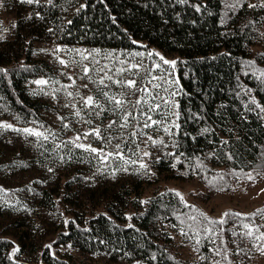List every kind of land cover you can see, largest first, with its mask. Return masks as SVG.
<instances>
[{
    "label": "trees",
    "instance_id": "1",
    "mask_svg": "<svg viewBox=\"0 0 264 264\" xmlns=\"http://www.w3.org/2000/svg\"><path fill=\"white\" fill-rule=\"evenodd\" d=\"M233 2L53 0L51 5L47 1L20 5L18 33L28 29L30 33L22 39L18 53L5 56L0 50V124L13 126L0 128V139L5 141L1 145H15L13 135L25 141L10 156L0 145V189L4 190L0 191V264H71L46 247L53 235V243L107 255L113 261L253 264V256L261 253L253 245H264V241L242 239L247 231L243 224L264 226V202L250 211L228 208L216 215L180 194L181 200L176 195L180 192L166 183L148 187L158 183L161 175L196 179L204 186L196 197L205 202L228 190L234 180L264 171V111L252 103L255 100L264 106L260 79L264 71V7L261 0H241V6L228 11L227 5ZM249 3L257 7H248ZM38 27L52 43L97 48L102 58L113 51L120 58L138 61L133 55L141 53L144 60L139 63L144 67L133 76L139 86L146 85L148 68L153 69L151 75L173 81L168 84L162 79L176 93L171 102L150 113L166 123L142 128L139 109L144 110L143 105H131L129 112L136 119L130 118L124 128L119 125L126 113L107 128L111 113L105 114V110L97 116L80 107L76 108L79 116L77 111L60 108L61 112L56 110L59 120L51 121L48 115L55 109L35 93L47 91L55 96L62 83L46 60L31 55L32 30ZM151 48L175 53V68L164 65L155 53L149 56ZM154 58L161 69L152 66ZM39 78L48 84L34 85ZM138 95L143 94L133 95V102ZM64 103H73L72 97H65ZM173 113H179V118ZM79 118L85 127L77 125ZM172 121L180 125L171 128L174 135L163 130ZM23 128L41 131L49 139L14 130ZM93 128L113 139L110 143L95 136L84 139L83 134ZM144 134L163 141L159 157L143 155L152 142ZM73 135H81V143L106 152L115 151L114 145L121 143L126 158L137 163L112 158L102 163L96 154L66 143ZM141 158L147 165L151 162L152 168L141 169ZM27 163L35 169L34 180L19 174ZM3 212L17 215L24 229L15 231V220L2 218ZM224 213L233 215L225 217ZM193 216L195 221L190 219ZM221 219L225 221L222 225L209 224ZM16 248L19 251L13 254ZM238 248L248 254H237ZM216 249L226 250L227 258L225 251L217 255Z\"/></svg>",
    "mask_w": 264,
    "mask_h": 264
},
{
    "label": "rangeland",
    "instance_id": "2",
    "mask_svg": "<svg viewBox=\"0 0 264 264\" xmlns=\"http://www.w3.org/2000/svg\"><path fill=\"white\" fill-rule=\"evenodd\" d=\"M47 1V0H41V2ZM26 2H21V0H0V50L4 53L5 56H9L10 53H18L20 51L21 45H22V39L27 36L30 33V29L26 31H22L18 33L17 27H16V21H17V15H18V9L20 5L24 4ZM15 25V26H13ZM31 28H34V26H31ZM7 31H4V30ZM32 56L37 58H42L46 60L56 71L57 73V81L59 83H62V87H58L56 91V95H51L50 92H36L35 95L39 97L42 101H46L47 103L52 104V108L55 109L54 111H51V113L48 115L49 119L51 121H58V111L61 112V109H66L67 112H76V108H85L91 113L100 112L99 108H89L86 107L83 103L82 97H86L88 95H92L99 103L107 110L106 113H111L113 116L110 117L107 120V124H109L112 121L121 119H117L120 114L129 112L131 108V103L125 104L123 110L116 109V106L114 104L108 103L107 99L102 95V92L106 91L109 93V95L117 94V98L119 97V93L124 92L125 93V99H130L132 101L133 95H128L129 90L128 89H122L118 85L113 84L111 81H106L107 84H109L108 88H104L103 86L98 84V80L104 73L102 72H90L88 77H84V73L82 71L83 65H89L91 68H99L103 65H107L109 69H112V71H109L107 74L113 76V79H124V78H133V75L129 72H125L122 75H114V72L116 69H119L120 67H127L130 64L139 63V60H144V56L141 55H133V58H136L138 61H132V60H126L124 57L120 58L117 54H114L113 51H109L110 56L106 58H102L100 56V52H96L95 50H98L97 48H86L81 47L77 48L74 46L71 47H63L59 46L55 43H52L48 40H46V36L44 33V29L41 27H38L34 30H32ZM57 48L60 49V51H57ZM79 50V51H77ZM150 53H159L161 56H163L167 60H175V53H162L154 48L149 49ZM80 53H83L84 55L88 56V60H83L81 62V55ZM93 58L96 61H99V64L93 63ZM60 59H63L66 61V65L61 64L59 61ZM125 61V63L122 65L120 62ZM158 63L157 58H154L153 62H151L152 66L154 67L155 64ZM130 75V76H129ZM69 77H72L73 79H69ZM84 77V78H81ZM43 78H39L33 81L34 85L36 84L35 81L42 80ZM147 79L146 85L151 89L152 95H156L158 92L159 95L156 96V103L164 104L163 100L160 98L163 97L167 99L169 102H171L172 96L171 93L174 92L173 87H170V85L167 87L164 83H162L161 80L153 81V84L159 83L162 85L161 89L153 88L152 85L148 84ZM46 80V79H43ZM95 81V82H94ZM84 85H87V87H83ZM163 88H168V91H163ZM71 92L73 93L72 96H68L67 93ZM143 94V93H142ZM144 95V94H143ZM65 97H72L73 103H69L65 105ZM57 101V102H56ZM149 103H153L151 99H149ZM144 111L147 110V105L142 104ZM61 108V109H60ZM57 110V112H56ZM121 117V116H120ZM154 119V118H153ZM143 121V119H142ZM78 126L85 127L82 125V118H79V120L76 121ZM153 128V127H152ZM149 128V129H152ZM85 130V128H83ZM76 135L70 136V139H75ZM13 140L15 142V145H12L10 143L4 145H1L5 141L0 139V145L1 148L4 149L5 154L7 156H10L13 152V148H15L19 144H23L25 141L21 139L18 135H13ZM77 143H81V141H77ZM147 152L151 153L149 158H156L159 157L161 154V144L156 143L153 144V142H150V145L147 148ZM31 164L27 163L25 166L19 169L20 173L25 176V178L31 177V180H34L35 176V169L30 166ZM148 166L152 168V163L148 162ZM249 174L251 175V179L249 178ZM160 182L166 183L167 186L177 190L180 192L182 196H184L186 199L192 202H198L206 211L210 212L211 214L220 215L222 214L226 209H239L242 211H250L254 207H257L261 205L264 202V171H253L247 174L246 177L236 179L232 182L231 187L228 190L218 192L215 194L211 199L203 202L200 201L196 197V192L198 190H203L204 186L202 183H200L196 179L192 180H179L175 178H167L163 175L159 178V182L153 183L149 188L155 187ZM34 185V184H33ZM37 184H35L34 187H36ZM35 189V188H33ZM34 191L33 193H36L37 190H31ZM17 215L9 216L8 214L1 215L2 218L8 219V220H15V231L20 233L24 226H20L19 224V217H16ZM26 228V227H25ZM28 231V230H27ZM56 239V235H53L47 240V244L51 245V252L56 253L58 255H61L68 259L71 264H144L141 260H135V261H126V260H111L107 255H101V254H93V253H84L81 252L72 246L69 247L68 244H57L53 243ZM253 264H264V254H255L253 256Z\"/></svg>",
    "mask_w": 264,
    "mask_h": 264
},
{
    "label": "snow or ice",
    "instance_id": "3",
    "mask_svg": "<svg viewBox=\"0 0 264 264\" xmlns=\"http://www.w3.org/2000/svg\"><path fill=\"white\" fill-rule=\"evenodd\" d=\"M21 2H27L29 4H37V5H39L41 0H21ZM179 2L180 3H186L187 0H179ZM47 3L49 5H51L53 3V0H47ZM238 6H241V0H234L233 3L227 5V8H228V11H233ZM261 6L264 7V0H261ZM81 7H84V5H82ZM195 7H196L197 11L200 10V7L198 5H196ZM248 7L255 8V7H257V5L249 3ZM37 15H39V13H37ZM69 23H71V22H69ZM13 26H15V25H13ZM4 31H7V30L5 29ZM0 38H2V37H0ZM57 51H60V49L57 48ZM77 51H79V50H77ZM95 51L99 52V50H95ZM80 55H81V62L83 60H88L89 59V57L84 55L83 53H80ZM135 55H141V54L140 53H136ZM151 55H153V54L149 53V56H151ZM155 55L159 57V60L162 61V63L164 65H170L172 68H175V66L177 64V61H175V60H172V61L167 60L163 56H161L159 53H155ZM59 62L61 64H63V65H66V61L63 60V59H60ZM92 62L96 63V64H99V61H96L94 58H93ZM120 63L123 65L125 63V61H121ZM252 63H254V62H252ZM143 67L144 66H143L142 63L130 64L127 67H120L119 69H116L115 72H114V75H122L125 72H129V73H131L134 76V75H137L140 72V70L143 69ZM154 68L155 69H161V64H159V63L155 64ZM152 70H153L152 68L145 69V74L150 76V79L148 80V84L152 85L153 88L161 89V87H162V85L159 84V83L153 84V81H156V80L164 79L165 83H168V84H172L173 83V81L166 80L164 75H151ZM82 71L84 73V77H88L89 79L91 78L89 76L90 72H102V73H104V75H102L100 77V79L98 80V84L103 86L104 88H108L109 87V84H107L106 81H111L113 84L118 85L122 89H128L129 90L128 95H136L137 93H143L144 95H142V96L138 95L136 100L133 102L130 99H125V93L124 92H121V93L118 94L120 98H117V94L109 95V93L106 92V91L102 92V95L107 99L108 103L114 104L116 106V109H118V110H123L124 105L128 104V103H131L134 108H137L138 106H140L142 104H146L147 105V111H144L142 108L139 109V116L143 119V123L141 125L142 128H152V127L160 125L162 123H166V122H163V121H160V120L153 119L152 115L150 114V113H152L154 111L161 110V104L155 102L156 96H158L159 93L157 92L155 96L152 95L151 89L147 85L141 87V86L138 85L137 81L135 79H132V78L113 79V76L107 74L109 71H112V69H109L107 65H103V66H101L99 68H91V67H89V65H83ZM167 75H171V73H167ZM84 77H81V78H84ZM69 79H73V78L69 77ZM260 79H261V83H264V71L260 72ZM35 83L36 84H40V85H46V84H48V81L42 79V80L35 81ZM83 87L86 88L87 85H84ZM163 91L167 92L168 88H163ZM175 94H176L175 92L171 93V95H173V96H175ZM67 95L68 96H72L73 93L68 92ZM81 99L83 100V103H84V105L86 107L99 108L100 111H105V108L99 103L97 98H95L94 96L88 95L86 97H82ZM149 99H151L153 101V103H149ZM160 99L163 100L164 104H168L169 103V101L167 99L163 98V97H161ZM252 103L256 104V107L260 108L261 111H264V106H262L260 104H257L255 100H253ZM75 114L77 116H79L80 112L77 111ZM95 114L97 116H99L100 112H96ZM173 115H175L177 117V119L179 118V113H173ZM130 118L136 119V117L133 116L132 112H127L124 115L123 123L120 124L119 127H121V128L127 127L128 124H129ZM61 119H63V118L61 117ZM86 122L91 123L90 121H86ZM115 123H116V121L110 122L107 125V128H111L112 125L115 124ZM12 127L13 126L10 125V124H0V128L9 129V128H12ZM65 127H68V125L65 124ZM171 128L179 129L180 125L178 123H176L175 121H172L171 122V126L170 127H164L163 130L166 133L170 134V135H174L175 133H173L171 131ZM14 130L15 131H19V132H23V133H27L29 135H34V136H36L38 138L42 137L44 140H48L49 139L48 135H45L43 132L37 131V130L32 129V128H23V129H14ZM204 131H208V130L204 129ZM51 135L54 136L55 134L52 133ZM133 135L135 136L136 133H133ZM144 135H147V134H144ZM88 136H95L97 139H101V140L107 139V141L109 143L113 139V137H110V136L107 137V138L102 136L101 135V131H100L99 128H93L91 131L85 132L83 134V138L84 139H86ZM81 138H82L81 135H77L75 137V139H73L71 141H68L66 143H71V144H73V146L75 148L83 149L84 151L96 154V156L101 160V162L105 163V164H107V162L109 161L110 158L117 159V160H120V161H124V163H126V164H129V163L130 164H135V163H137L136 161L131 160L130 158H126V154H125L124 149L121 146V143H117V144L114 145L115 151H107L106 152L104 150V148H99L98 149V148L92 147L91 144H87L86 145L84 143H77V141L81 140ZM147 139L151 140L154 144H156V143L163 144L162 140H155L150 135H147ZM66 143H65L64 146H66ZM60 146L61 145H57V147H60ZM143 155L144 156H150L151 153L145 151L143 153ZM169 155H175V154L174 153H169ZM139 167L141 169H144V170H147V168H148V165L142 161V158H141V162L139 164ZM51 170L52 169H49V171H51ZM123 170L127 171V168H123ZM249 178L250 179L252 178L250 174H249ZM0 191H4V190L0 189ZM176 195L180 196V199L183 200V197L180 195V193L177 192ZM143 203H147V201H144ZM200 215L201 216H205V219H207V217H206V215L204 213H200ZM229 215H233V214L224 213L225 217H227ZM234 215L240 216L242 214L241 213H235ZM254 215H256V214H253V216ZM190 219L195 221L196 217L193 216V217H190ZM224 222H225L224 219H221L219 221H209V224H221L222 225ZM66 223H67V221H66ZM189 227H191V226H189ZM261 227H264V226H254V225H250L248 223L243 224V228L246 229L247 231H245L242 234L241 238L242 239L243 238H254L257 241H264V232L260 231ZM205 231L208 232V233H212L213 229L205 228ZM233 235H238V233L234 232ZM197 243H199V241H197ZM46 247H48L50 249L51 245H47ZM69 247H71V245H69ZM253 247L258 249L261 252V254H264V245H262V244H254ZM18 251H19L18 248L14 249L13 250V254H15V252H18ZM215 251H216L217 255H219L221 251H225V258H227L226 250L216 249ZM239 252H245V250L238 248L237 254H239ZM247 254L248 253L245 252V255H247ZM217 264H219V261H217Z\"/></svg>",
    "mask_w": 264,
    "mask_h": 264
}]
</instances>
